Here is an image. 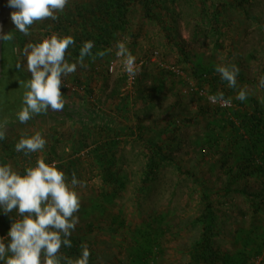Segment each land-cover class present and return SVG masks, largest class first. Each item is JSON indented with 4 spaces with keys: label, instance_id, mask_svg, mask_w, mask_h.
I'll list each match as a JSON object with an SVG mask.
<instances>
[{
    "label": "rangeland",
    "instance_id": "374dc122",
    "mask_svg": "<svg viewBox=\"0 0 264 264\" xmlns=\"http://www.w3.org/2000/svg\"><path fill=\"white\" fill-rule=\"evenodd\" d=\"M89 1L68 0L58 14L75 12L78 5ZM152 1L153 11L147 16L142 0H128L124 31H118L108 46L112 49L109 61L115 58L117 41L125 42L135 56L141 70L133 83L127 82L120 69L109 73V61H93L98 66L93 74L88 65L78 66L62 81L74 84L79 78L90 83L92 102H85L86 92L74 93L62 83V111L33 114L25 123L16 117L2 124L6 139L0 141V164H11L22 172L31 163L34 166L39 156L62 170L66 180L75 172L86 182V187L76 189L81 203L75 213L79 223L72 234L83 239L92 251L90 259L97 264H192L189 249L200 235L202 187L210 190L217 214L215 245L221 253L234 254L243 247L248 233L250 255L245 264H257L259 258L264 259V247L261 254L253 256L264 237V175L238 176L231 186L258 194L253 202L241 194L225 193L223 189L232 182L237 166L245 163L238 160L239 153L229 142L228 127L218 126L219 110L190 92L188 84L195 83L192 63L212 68L217 76V64H235L239 68L238 88L228 87L221 78L215 89L205 82L202 88L207 94L223 90L231 107H237L236 94L247 86L248 98L264 108V88L259 87V77L264 75V0ZM52 21L34 22L31 35L26 36L28 43L57 34L50 29ZM44 26L50 33H44ZM181 50L189 61L183 59ZM65 58L75 63L78 57L66 52ZM19 60L31 76L21 54ZM161 64L177 65L184 69V76L166 71ZM4 69L0 121L12 114L15 105H24L26 91L11 68ZM81 106L91 119L81 114ZM94 110L101 117L89 114ZM210 131L220 135L217 143L206 141ZM37 132L46 146L32 154L33 158L25 157L26 163L23 152L15 151V144L23 133L31 136ZM109 140L114 142L113 155L105 145ZM152 144L161 145L164 154L180 168L161 157L154 179L144 182ZM96 148L108 152L110 158L112 155V164L102 151L98 158ZM10 225L9 216L0 211V239ZM149 233L154 241L143 262L136 254L146 245Z\"/></svg>",
    "mask_w": 264,
    "mask_h": 264
},
{
    "label": "clouds",
    "instance_id": "9594fccd",
    "mask_svg": "<svg viewBox=\"0 0 264 264\" xmlns=\"http://www.w3.org/2000/svg\"><path fill=\"white\" fill-rule=\"evenodd\" d=\"M67 4L68 0H9V7L15 9L11 13L15 30L25 36L31 35L30 26L34 22L46 18L57 20L58 13H62ZM2 39L11 41L14 37L9 32ZM74 45L72 36L58 38L54 33L39 43L29 42L23 47L20 54L26 60L31 78L24 84L23 103L26 106L16 113L19 122L29 121L33 114L62 111L65 107L61 98L62 83L67 87L62 77L75 73L78 66L87 67L86 57L95 60L112 52L109 48L93 53L95 44L88 40L80 47L77 61L70 63L65 53L69 46ZM115 56L121 60L129 77L135 78L139 74L141 69L125 42H116ZM21 66L17 64V68ZM215 71L228 87H239V68L235 64H217ZM259 87L264 88V75L259 77ZM250 94L245 86L239 88L235 99L245 101ZM207 99L221 107H230L232 103L222 91L209 95ZM4 139L6 131L0 125V141ZM45 146L46 140L39 132L31 136L23 133L15 144V151L30 158ZM86 186L75 172L68 181L65 173L54 163H46L39 156L34 166L23 169V174L11 164H0V211L11 220L7 235L0 239V264H89L90 250L86 243L80 245V254L75 258L61 252L62 245L72 247L70 237L79 223L75 213H78L81 203L76 189Z\"/></svg>",
    "mask_w": 264,
    "mask_h": 264
},
{
    "label": "trees",
    "instance_id": "16d2710c",
    "mask_svg": "<svg viewBox=\"0 0 264 264\" xmlns=\"http://www.w3.org/2000/svg\"><path fill=\"white\" fill-rule=\"evenodd\" d=\"M128 0H91L87 3H83L76 7L74 10L67 11L63 14H58V19L53 22V26L50 29L57 32L58 38L64 36H72L75 40L74 46H69L66 52L71 55L79 56V50L82 44L85 41L91 40L94 42L95 47L92 49L93 53L97 51H103L108 49L111 42L115 38L118 31H124L125 25V14H128ZM152 0H142V7L145 15L151 14L153 11ZM46 29L48 27L44 26ZM47 34L48 29L45 30ZM13 40H3L2 42V77L0 83L5 77V71L7 67H10L16 76L17 82L24 87L25 82H27L31 76L23 70L22 66L17 68V64H21L19 60V55L23 47L28 44L27 37L13 29L10 31ZM50 33V31H49ZM41 38H36L31 43H39L42 41ZM182 54L186 61H189V57L185 51L181 50ZM106 55L103 58L97 57L93 60L91 57H86V65L90 69V74L98 71V66L93 63V61H109V56ZM22 65V64H21ZM177 66V65H176ZM182 69V68H181ZM184 70V69H182ZM191 73L192 78L199 88H202V83H208L212 86L213 89L217 87L220 83V76L214 74L212 68H203L199 64H191ZM89 78H92L90 75ZM89 80V79H88ZM222 81V80H221ZM79 85H83L85 88L86 96L85 102L90 104V94L92 90L90 88V83H84L81 79H77ZM0 94H2V86L0 84ZM115 91V90H114ZM211 94H216L214 90H211ZM226 99H229L227 94L221 90ZM117 93V90L114 92ZM113 95V94H112ZM83 99V97H81ZM237 107H231L228 109L220 108L215 106L220 114L218 121L220 122L218 126L222 129L228 127V138L230 144L236 149V152L239 153L238 160L245 163V165L240 164L236 168V174L233 176L232 182H228L227 187L223 189L226 194L231 192L241 194L246 196L248 199H253L258 196V194L247 193L244 189L241 188H232L234 186V181L238 176H246L253 174H262L264 175V108H262L258 102L253 98H247L245 101H237ZM23 105L17 107L15 105L14 109L11 111V115L3 118L0 121V125L10 122L13 118H16V113L21 110ZM83 111L85 117H87L86 108L83 106L80 108ZM96 115V119L101 117L97 114L96 110L89 112ZM89 116V115H88ZM90 118V117H87ZM91 119V118H90ZM106 124V122H104ZM108 123V122H107ZM106 126H108L106 124ZM220 135H217L215 132L210 131L209 135L206 136V141L209 144L217 143L220 139ZM212 141V142H211ZM108 150L111 152V149L114 148V142L109 140L105 143ZM153 150L151 155L148 157L146 169L144 171L143 181L148 182L149 179H154L155 173L158 169V162H160L161 157L169 159V161L174 165L175 168H180L173 159L164 154L163 147L161 145L152 144ZM103 152V149L96 148L95 155L98 158L101 155L98 152ZM104 155H110L108 152H103ZM113 155V152H111ZM107 156V162L112 164L113 156ZM32 156V155H31ZM23 161L26 162L25 156L23 155ZM33 158V157H31ZM28 163V162H26ZM31 163V162H29ZM33 163L30 164L32 166ZM23 174V170L21 172ZM264 183V182H263ZM201 200L202 207L200 211V217L198 222L201 226L200 235L198 240L191 245L189 249V254L192 260V264H245V260L248 261L249 251L246 247V241H248V233L245 235V244L242 248L237 250L234 254H224L220 252V248L215 245L214 240L218 237V227H217V214L214 209V204L210 200V190H207L205 187H202L201 190ZM149 233L147 240L145 241V246H140L137 254L139 260L145 261L146 257L151 253V247L153 245V235ZM251 234V231L249 232ZM72 247L66 248L62 245L61 252L70 256L77 257L80 254V245L84 243L83 239L72 234L71 237ZM264 247V237L262 238L261 244L253 252V256L261 254V249ZM264 250V249H263ZM92 257V251L90 250V258ZM89 264H97V262L89 259Z\"/></svg>",
    "mask_w": 264,
    "mask_h": 264
},
{
    "label": "built area",
    "instance_id": "2783aa9c",
    "mask_svg": "<svg viewBox=\"0 0 264 264\" xmlns=\"http://www.w3.org/2000/svg\"><path fill=\"white\" fill-rule=\"evenodd\" d=\"M50 35H46L44 38H49ZM161 67L164 68L166 71L168 72H171L177 76H180V77H183L184 76V72L181 68H179L178 66H175L174 64H161ZM120 69V72L125 75L126 77V80L128 83H133V81L135 80V78H131L129 77L123 70V67H122V63L119 62V59L115 56V58L111 59L109 62H108V66H107V71L109 73H113L115 72L116 70ZM67 87H65L66 89L74 92V93H84L85 92V88L83 85H79L77 83H68V82H64ZM188 88H189V91L190 92H193L195 94H197L198 96L200 97H203V98H206V100L208 101L207 97L209 95H212V94H207V92L203 89V88H199L195 83H193L192 81H189V84H188ZM92 99V98H91ZM208 103L211 105V106H218L220 108H224V109H228V108H231L230 107H221L219 104H212L208 101ZM232 105V104H231ZM257 264H264V259L263 257L259 258L258 259V262Z\"/></svg>",
    "mask_w": 264,
    "mask_h": 264
},
{
    "label": "water",
    "instance_id": "95a60500",
    "mask_svg": "<svg viewBox=\"0 0 264 264\" xmlns=\"http://www.w3.org/2000/svg\"><path fill=\"white\" fill-rule=\"evenodd\" d=\"M14 10L9 7V0H0V79L2 77V36L15 29V25L11 19V13Z\"/></svg>",
    "mask_w": 264,
    "mask_h": 264
}]
</instances>
